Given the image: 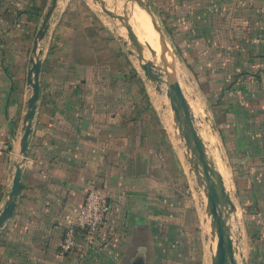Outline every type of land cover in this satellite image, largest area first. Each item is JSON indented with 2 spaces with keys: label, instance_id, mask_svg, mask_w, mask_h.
<instances>
[{
  "label": "crops",
  "instance_id": "crops-1",
  "mask_svg": "<svg viewBox=\"0 0 264 264\" xmlns=\"http://www.w3.org/2000/svg\"><path fill=\"white\" fill-rule=\"evenodd\" d=\"M51 2L0 0V211L22 159L32 49ZM181 7L179 41H189L191 57L206 61L198 72L229 64L221 74L237 80L232 70L240 64L264 61V20L254 25L251 19L264 17V0H182ZM233 16L249 17L247 28L240 30ZM115 27L90 0H58L42 42L41 93L21 166V194L0 229V264H164V243L184 234L187 209L179 182L189 190V175ZM240 32L250 35H244L246 55ZM205 41L214 44L211 52L203 49ZM202 79L206 98L218 94L220 100L224 82L212 89L207 73ZM209 105L224 129L226 110ZM90 188L107 194L112 211L94 237L80 235L76 247L61 255L65 229Z\"/></svg>",
  "mask_w": 264,
  "mask_h": 264
},
{
  "label": "rangeland",
  "instance_id": "rangeland-1",
  "mask_svg": "<svg viewBox=\"0 0 264 264\" xmlns=\"http://www.w3.org/2000/svg\"><path fill=\"white\" fill-rule=\"evenodd\" d=\"M90 1L100 15L109 23L116 25L115 29L120 34L125 32L120 22L102 14L97 5L92 0ZM146 1L162 26L165 36L175 49L180 82L195 111L198 128L205 137L216 162L224 171L229 184L231 181L233 199L240 213V223L236 230L242 241L244 264H264V61L256 57L258 61L255 65L240 64L232 70L233 73L239 74L237 80L226 79L221 74L229 68V64L204 66L203 70L198 72L202 65L206 64V61L191 57L194 50L190 48L191 43L189 41H179L182 37L180 34L182 33L180 23L183 11L182 0ZM191 3L198 4V1H191ZM111 9L119 10L115 5ZM118 12L122 13L120 10ZM139 15L144 18L141 14ZM202 19L205 27L206 23H204V18ZM251 19L254 20L255 25L258 20H264V17L253 16ZM232 20L239 23L237 25L241 26V30L247 24L249 25L245 21H250V18L242 19L239 17L236 21L233 16ZM227 23L228 21L225 22V24ZM148 29L150 30L149 25ZM244 35L250 36L249 33L240 32L239 49L240 53L246 55V52L249 51L246 48V43L243 42L245 40ZM194 43L197 47L199 42L195 41ZM205 43L208 45L204 47L203 44V49L211 52L212 48L209 46L214 44L208 41ZM217 57L215 56V58ZM131 59L151 92L161 127L164 126L163 122H166L167 124L164 123L166 128L174 134L166 86H161L162 92L157 91L156 85L145 78L139 66L136 52L131 54ZM209 66L211 67L208 69ZM206 73L211 85L208 87L216 89V87L222 86L218 84L219 82H224L223 88L226 87V91L225 93L222 91L220 100L217 98L218 94L207 99L205 93L200 90V87L203 86L201 84L204 82L203 79L200 80ZM252 82L254 83L253 87L251 86ZM229 87H245L246 89L232 94L228 92ZM234 102H239V105L234 107L232 105ZM211 103L219 106L222 111L226 110L221 113L223 120H220L225 125L222 130L219 129L220 122H217V118L211 110L209 105ZM175 138V154L181 155L182 170L189 175L190 188L188 190L186 184L182 186V183L179 182L181 185L179 189L184 196L185 209H187L184 217H181L184 234H181V238L178 237L179 240L172 238L170 239L172 243H164L168 250L164 252L161 259L164 264L168 260L171 263L211 264L209 253L211 235L208 232L210 221L207 224L204 223V201L201 191L193 176L188 173L189 164L184 158L183 147L179 138L177 136Z\"/></svg>",
  "mask_w": 264,
  "mask_h": 264
},
{
  "label": "water",
  "instance_id": "water-1",
  "mask_svg": "<svg viewBox=\"0 0 264 264\" xmlns=\"http://www.w3.org/2000/svg\"><path fill=\"white\" fill-rule=\"evenodd\" d=\"M102 14L121 23L124 33L120 39L128 47L130 54L136 52L141 70L146 79L156 85L162 92L166 86V96L171 108L174 134L183 147V155L189 164L188 173L193 176L200 189L204 201L205 222L210 221L209 253L211 264H244L242 241L237 225L240 223V213L233 199V188L213 157L205 137L197 125L195 111L188 100L178 73V60L175 49L167 39L162 26L156 19L146 0H111L122 13L108 8L105 0H92ZM58 4L52 0L51 5L38 30L32 49L31 68L28 72L27 84L32 94L26 105L24 115L23 136L20 141L21 160L17 161L12 188L8 199L0 211V229L12 218L18 198L22 190V164L28 154L29 138L32 134V124L40 98V73L43 55L42 42L48 36L51 28V18ZM140 10L146 15L151 28L156 33L159 51L150 44H143L137 37L130 23L131 9Z\"/></svg>",
  "mask_w": 264,
  "mask_h": 264
},
{
  "label": "built area",
  "instance_id": "built-area-1",
  "mask_svg": "<svg viewBox=\"0 0 264 264\" xmlns=\"http://www.w3.org/2000/svg\"><path fill=\"white\" fill-rule=\"evenodd\" d=\"M111 211L112 204L107 194L101 190L90 188L75 219L65 229L60 245L61 255L70 253L76 247L80 235L87 239L94 237L104 225Z\"/></svg>",
  "mask_w": 264,
  "mask_h": 264
},
{
  "label": "bare ground",
  "instance_id": "bare-ground-1",
  "mask_svg": "<svg viewBox=\"0 0 264 264\" xmlns=\"http://www.w3.org/2000/svg\"><path fill=\"white\" fill-rule=\"evenodd\" d=\"M105 1L107 3V6L110 7V9L114 6L111 0H105ZM117 1L119 2V0ZM115 11L118 12L119 10L117 9ZM139 14H141L144 18H141ZM129 18H130V23L134 29V32L136 33L139 40L143 44H150L154 46L159 51L160 46H159L157 35L151 28L146 15L143 14L140 10L132 8L129 14ZM148 25L150 26V30L148 29ZM147 35H150V37H147Z\"/></svg>",
  "mask_w": 264,
  "mask_h": 264
}]
</instances>
